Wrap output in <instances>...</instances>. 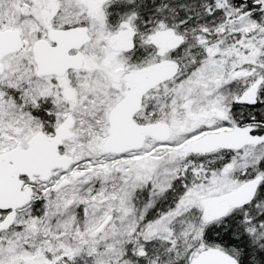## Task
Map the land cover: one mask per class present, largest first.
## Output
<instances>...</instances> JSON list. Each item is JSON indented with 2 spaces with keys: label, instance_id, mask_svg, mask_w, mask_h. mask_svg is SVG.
<instances>
[{
  "label": "snow or ice",
  "instance_id": "6c2138e0",
  "mask_svg": "<svg viewBox=\"0 0 264 264\" xmlns=\"http://www.w3.org/2000/svg\"><path fill=\"white\" fill-rule=\"evenodd\" d=\"M0 264H264V0H0Z\"/></svg>",
  "mask_w": 264,
  "mask_h": 264
}]
</instances>
